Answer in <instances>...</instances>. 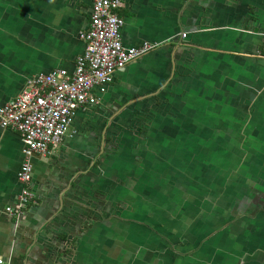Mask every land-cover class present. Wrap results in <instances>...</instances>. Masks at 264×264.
<instances>
[{
    "label": "crops",
    "instance_id": "0c3cea01",
    "mask_svg": "<svg viewBox=\"0 0 264 264\" xmlns=\"http://www.w3.org/2000/svg\"><path fill=\"white\" fill-rule=\"evenodd\" d=\"M114 71L47 155L0 127V264H264V0H120ZM92 0H0V106L72 73ZM185 33L186 37L181 35Z\"/></svg>",
    "mask_w": 264,
    "mask_h": 264
},
{
    "label": "built area",
    "instance_id": "2783aa9c",
    "mask_svg": "<svg viewBox=\"0 0 264 264\" xmlns=\"http://www.w3.org/2000/svg\"><path fill=\"white\" fill-rule=\"evenodd\" d=\"M120 6V0H92L89 28L80 34L86 47L77 57L74 71L57 69L35 75L15 99L0 106V127L16 131L23 144L17 174L22 186L16 204L5 208L7 215L20 216L34 202L29 187L32 156L47 155L68 132L76 110L96 104L93 89L104 93L114 71L155 49L148 43L138 47L122 44L123 20L116 13ZM261 36L264 54V32Z\"/></svg>",
    "mask_w": 264,
    "mask_h": 264
}]
</instances>
